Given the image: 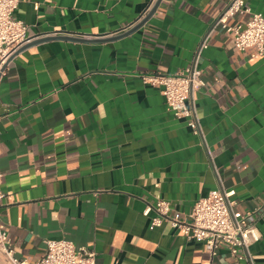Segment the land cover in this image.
<instances>
[{
	"label": "crops",
	"instance_id": "obj_1",
	"mask_svg": "<svg viewBox=\"0 0 264 264\" xmlns=\"http://www.w3.org/2000/svg\"><path fill=\"white\" fill-rule=\"evenodd\" d=\"M228 1L20 0L27 44L83 40L30 44L0 75L1 220L18 257L35 262L65 238L98 264H264V54L215 25ZM195 63L205 85L189 103L203 136L142 79ZM223 189L257 219L246 259L225 244L211 259L203 241L144 214L165 199L171 218L188 219Z\"/></svg>",
	"mask_w": 264,
	"mask_h": 264
},
{
	"label": "built area",
	"instance_id": "obj_2",
	"mask_svg": "<svg viewBox=\"0 0 264 264\" xmlns=\"http://www.w3.org/2000/svg\"><path fill=\"white\" fill-rule=\"evenodd\" d=\"M19 3L20 0H0V75L4 73L9 59L35 37L29 34L28 25L15 17ZM245 16L248 17L243 19ZM234 17H240V20L230 24L228 20ZM215 25L233 34L237 49L255 47L258 55L264 54V12L253 11L249 0H229ZM205 46L204 40L197 59ZM142 79L144 83L160 89L176 118L184 119L195 135L203 136L197 114L189 103L193 93L205 85L202 69L197 63L175 74H143ZM2 178L3 173H0V264H98L94 250L78 249L73 241L65 238L47 240L45 254L35 262L18 257L1 220V202L4 199ZM233 195L234 190L223 189L198 199L188 219L184 220L169 216L171 204L165 199L148 205L144 214L149 215L153 210V225L170 221L188 239L203 241L211 259L217 255L222 244L227 245L233 256L246 259L249 246L260 239L261 233L254 211L237 210ZM249 263L252 264V261Z\"/></svg>",
	"mask_w": 264,
	"mask_h": 264
},
{
	"label": "water",
	"instance_id": "obj_3",
	"mask_svg": "<svg viewBox=\"0 0 264 264\" xmlns=\"http://www.w3.org/2000/svg\"><path fill=\"white\" fill-rule=\"evenodd\" d=\"M157 4H159V1L157 2ZM157 4H156V6H157ZM156 6H155V8H156ZM155 8L146 17H144V19H142L137 25L132 27L130 30L126 31L125 33H123L121 35H117V36H114V37H111V38L105 39V40H107V41L116 40L118 38L124 37V36H126L128 34H131V33L135 32L136 30L141 28L147 22V20L150 18V16L154 12ZM52 39H66V40H76V41H82L83 40V39H80V38H75V37H70V36H47V37H43L41 39H38V40L34 41V43L25 44L18 51L23 50L25 47L29 46L30 44H35V43H38V42L52 40Z\"/></svg>",
	"mask_w": 264,
	"mask_h": 264
}]
</instances>
